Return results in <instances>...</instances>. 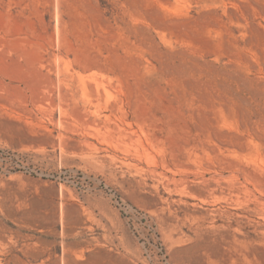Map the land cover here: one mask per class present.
Segmentation results:
<instances>
[{
  "label": "rangeland",
  "instance_id": "1",
  "mask_svg": "<svg viewBox=\"0 0 264 264\" xmlns=\"http://www.w3.org/2000/svg\"><path fill=\"white\" fill-rule=\"evenodd\" d=\"M0 264H264V0H0Z\"/></svg>",
  "mask_w": 264,
  "mask_h": 264
}]
</instances>
